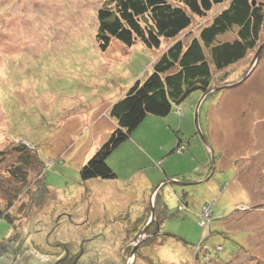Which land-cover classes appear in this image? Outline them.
<instances>
[{
  "label": "rangeland",
  "instance_id": "rangeland-1",
  "mask_svg": "<svg viewBox=\"0 0 264 264\" xmlns=\"http://www.w3.org/2000/svg\"><path fill=\"white\" fill-rule=\"evenodd\" d=\"M104 1L0 0V150L13 142L35 149L49 192L41 207L14 211L13 225L0 219V244L22 225L28 229L33 218L49 224L52 215L72 213L80 194L90 190L89 218L79 234L107 223L103 238L86 246L97 253V264H128L138 242L130 264H264V50L257 66L252 62L259 48L214 74L213 88L236 87L211 89L202 103L204 95L195 92L169 116L147 117L109 156L115 179L81 180V167L113 129L108 109L152 72L172 43L162 41L155 50L114 40L100 51L96 15ZM221 10L195 18L193 35ZM179 141L183 150L171 153ZM14 162L11 155L2 167ZM186 182L197 184H178ZM150 185L155 192L149 199ZM158 192L167 218L151 240L157 231L139 232L155 220ZM30 240L24 243L39 255L58 259L64 252L45 251Z\"/></svg>",
  "mask_w": 264,
  "mask_h": 264
},
{
  "label": "trees",
  "instance_id": "trees-1",
  "mask_svg": "<svg viewBox=\"0 0 264 264\" xmlns=\"http://www.w3.org/2000/svg\"><path fill=\"white\" fill-rule=\"evenodd\" d=\"M216 7L222 10L194 36V19L206 17ZM96 22L95 42L102 52L114 40L127 48L141 42L155 50L161 48L162 41L172 43L151 65L152 72L130 86L122 99L109 108V118L115 125L108 139L81 167L84 182L115 179L116 173L107 163L109 156L132 137L147 117L165 118L193 93L206 94L215 87L214 74L244 60L264 42V3L260 0H106L97 11ZM182 144L179 141L171 153L180 151ZM11 155L15 162L3 168ZM33 167L36 174L30 176ZM40 169L36 150L26 144L13 142L0 150V219L13 225L15 213L46 202L49 192ZM21 195L25 199H20ZM154 209L155 220L148 227L157 231L167 218V206L159 192ZM156 235L160 232L150 239Z\"/></svg>",
  "mask_w": 264,
  "mask_h": 264
},
{
  "label": "water",
  "instance_id": "water-1",
  "mask_svg": "<svg viewBox=\"0 0 264 264\" xmlns=\"http://www.w3.org/2000/svg\"><path fill=\"white\" fill-rule=\"evenodd\" d=\"M263 47H264V43L259 47L257 53L255 54V57L252 62L253 66L257 64V61L259 59V54ZM247 76L248 74L243 79L245 80ZM236 85L220 86L217 88H213L212 91L219 92L223 89L234 88L236 87ZM206 96L207 95L205 94L201 98L200 103L203 102L204 97ZM178 184L187 187V186L196 185L197 183L186 182V183H178ZM84 194L85 192L80 194L77 208L72 213L68 214V210H67L66 213H62L58 217H54V215H52L51 223L49 224L43 223L42 221H38L37 218H33L32 219L33 224L28 229L25 228L26 225H22L20 231H16L13 237L9 238L6 243L0 244V246L1 247L6 246L9 244L11 240H13L15 241L17 250L22 251L21 253L27 251L28 252L25 254H20L19 256L17 255L13 256V254L1 253L0 264H51L52 262H57V259H55L54 257L52 258L45 257L39 255L35 251H32L31 247L27 243H24L26 237L28 236L31 237L30 242L35 241L34 246L40 244L41 248H43L45 251H50V252L55 251V253L58 254L61 249L64 250L67 249L70 252V254L77 253L75 256H78L79 252L82 250L79 259L76 260L78 264H97V253L92 252V249L86 251V246L88 240L94 238H103V236L101 235V231L104 229L107 223H104L103 225L97 223L92 227V229L88 233L84 234L83 236L79 234V231L85 226V222L88 221L89 218L88 207L89 204L92 202L90 190L87 193L86 197H84ZM151 215L153 218L154 211H151ZM147 227L148 226H146L141 231L140 236L145 235ZM130 244H132V242ZM138 244L139 242L137 244H133V248L131 251V260L133 259L136 246ZM3 250H5L4 247L0 249V252H2ZM120 254L121 257H123V250L121 251ZM62 255L58 257L59 258L58 260L63 258L61 257ZM70 256H74V255H70ZM120 259L121 258H119V262ZM130 261L128 264H130Z\"/></svg>",
  "mask_w": 264,
  "mask_h": 264
},
{
  "label": "flooded vegetation",
  "instance_id": "flooded-vegetation-1",
  "mask_svg": "<svg viewBox=\"0 0 264 264\" xmlns=\"http://www.w3.org/2000/svg\"><path fill=\"white\" fill-rule=\"evenodd\" d=\"M144 228L145 227H142V230ZM147 229H148V227H147ZM141 231L139 232V234L141 233ZM146 232H147V230H146ZM146 232H145V234H146ZM3 247H4L5 250H3L2 252H0V254L1 253H5V254H13V256H16V255L19 256L20 254H25V253L28 252L27 251V252L21 253L22 251L17 250L16 245H15V241H13V240H11L9 242V244L6 245V246H2V247L0 246V249L3 248ZM81 253H82V250L79 252V255L78 256H75L77 253L76 254H70V252L67 249H65L64 252H63V255L64 256L63 255L61 256L63 258L60 259V260H58L59 259L58 258L57 259V262H52L51 264H78L76 260L79 259V256H80ZM70 255H74V256H70ZM69 260H70V262H69Z\"/></svg>",
  "mask_w": 264,
  "mask_h": 264
},
{
  "label": "crops",
  "instance_id": "crops-1",
  "mask_svg": "<svg viewBox=\"0 0 264 264\" xmlns=\"http://www.w3.org/2000/svg\"><path fill=\"white\" fill-rule=\"evenodd\" d=\"M109 110V109H108ZM110 119V118H109ZM146 120V119H145ZM112 121V120H111ZM113 122V121H112ZM114 122H113V127H114ZM135 135V133L132 135V137L129 139V140H131L132 138H133V136ZM135 144L137 145V146H140L141 147V145H140V143H138L137 141H135ZM206 148H207V150L210 152L211 151V149H209L208 148V146H206ZM164 154V153H163ZM145 156L147 157V159L148 160H150V161H152L153 160V157L151 156H149V154H147V153H145ZM165 175V174H164ZM166 176V175H165ZM117 177V176H116ZM189 180V179H188ZM163 183H165V182H161L160 184H163ZM158 186V185H157ZM153 187L150 185V187L147 189V191H146V194H147V196L149 197V199H150V197L152 196V194H154V192H155V189H152ZM149 192H151L150 193V195H149ZM144 215V214H143ZM142 215V216H143ZM137 220H139V218H136V220L135 221H137ZM129 221L131 222V223H133V219H131V218H129Z\"/></svg>",
  "mask_w": 264,
  "mask_h": 264
},
{
  "label": "built area",
  "instance_id": "built-area-1",
  "mask_svg": "<svg viewBox=\"0 0 264 264\" xmlns=\"http://www.w3.org/2000/svg\"><path fill=\"white\" fill-rule=\"evenodd\" d=\"M207 207H209V206H207ZM204 213L206 214V215H209L210 214V210H209V208H205L204 209ZM208 219H209V217H208ZM206 222V221H205ZM208 222V221H207Z\"/></svg>",
  "mask_w": 264,
  "mask_h": 264
},
{
  "label": "clouds",
  "instance_id": "clouds-1",
  "mask_svg": "<svg viewBox=\"0 0 264 264\" xmlns=\"http://www.w3.org/2000/svg\"><path fill=\"white\" fill-rule=\"evenodd\" d=\"M205 95V94H204ZM183 147H184V145L182 144V148H180L179 150H183ZM175 182V181H174Z\"/></svg>",
  "mask_w": 264,
  "mask_h": 264
}]
</instances>
